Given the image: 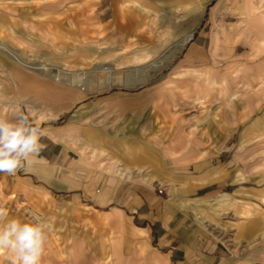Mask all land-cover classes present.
<instances>
[{"label": "rangeland", "instance_id": "374dc122", "mask_svg": "<svg viewBox=\"0 0 264 264\" xmlns=\"http://www.w3.org/2000/svg\"><path fill=\"white\" fill-rule=\"evenodd\" d=\"M15 1L0 4V41L33 63L40 57L53 70L111 68L126 62L120 55L161 46L144 65L115 66L121 74L105 89L90 93L54 121L40 109H22L30 121L47 127L54 141L72 149L86 172L103 171L159 189L195 232L228 249L230 262L264 264V81L257 79L264 75V0H224L217 19L227 33L236 26L241 30L215 45L210 12L218 0H148L149 13L134 7V1L142 0ZM201 5L204 13L191 40L177 50L185 35L178 27ZM165 13L177 17L166 23ZM172 31L177 36L166 42ZM97 46L108 50V56L98 57L99 51L91 50ZM155 61L160 68L135 73ZM95 76L99 83L105 79L102 72ZM10 93L12 100L0 99L6 116L21 112L16 90ZM8 102L12 108H5ZM122 105H129L126 111H121ZM88 117L124 118L117 132L99 131L102 141L115 143L113 137L121 135L132 142L130 148L150 152L153 138L171 135L182 146L169 154L172 162L166 167L114 165L103 159L107 152L86 148L81 136L92 129L81 119ZM37 173L30 162L14 175L0 173V204L8 216H22L21 221L35 215L50 222L41 264H169L152 248L133 255L124 245L116 215L82 198L48 192ZM103 218L107 222L101 226Z\"/></svg>", "mask_w": 264, "mask_h": 264}, {"label": "crops", "instance_id": "0c3cea01", "mask_svg": "<svg viewBox=\"0 0 264 264\" xmlns=\"http://www.w3.org/2000/svg\"><path fill=\"white\" fill-rule=\"evenodd\" d=\"M23 1L16 0L15 2ZM147 1L142 0V3L134 1L133 5L137 10L149 13L151 10ZM2 2L3 0H0V4ZM174 5L176 6L177 3ZM224 6L225 1L218 0L210 12V19L214 24L211 36L212 45L218 41L227 40L234 31L241 30L239 26L232 27L233 32L227 33L224 30L222 21L217 19V15L224 10ZM204 9L205 6L201 5L199 12L194 17L190 14L191 18L178 27L185 35L177 44V50H180L191 40L192 29L202 18ZM171 16L177 17V15L165 13L166 23L170 22ZM190 34L191 36H189ZM174 36H177L175 32H170L165 41L168 42ZM160 48L161 46L155 45L146 46L136 49L128 55H120V58L122 57L126 62L111 64L113 66L111 68L98 66L92 72H65L59 69L53 70L47 66V61H41L40 57L37 63H33L14 50L5 48L0 41V99L12 100L13 98L9 96V93L12 94V90H16V106L19 109L22 105L20 113L26 115L22 109L23 105H26L32 110H42L48 115L49 120L54 121L90 93L105 89L113 76L121 74L114 68L115 66L132 62L144 65L151 61L153 55ZM91 50L99 51L98 57H107L109 53L108 50L100 46ZM171 58H174V55ZM158 62L160 61L152 62L141 69H137L135 73L140 74L147 69L160 68ZM98 72L104 73L103 82L96 81L95 74ZM60 73L67 75V77H59ZM257 79L262 84L264 75L260 74ZM235 98L236 94H233L232 100ZM112 104L107 103L108 106ZM12 105V102H8L5 108H12ZM128 106L126 105V107ZM126 107L122 105L121 111H126ZM20 113L17 111L6 116L0 110V119L15 120ZM80 115L81 113L75 118H80ZM81 120H85L84 126L92 129L81 136L85 141L86 148L91 152L96 151L101 154L107 152L103 159L114 165L131 164L140 168L145 164H156L166 167L168 163L172 162L169 154L177 152L182 146L177 136L171 138V135H157V138H153L151 142L152 151H137L130 148L129 145L132 142L126 140L125 136H114L113 139H117L115 143L111 139L102 141L100 138L99 131L104 133L117 132L118 127L116 125L124 120L123 117H103L102 119L88 117ZM39 126L44 131L40 142L46 147L38 155L31 157L28 162L36 165L37 174H39L41 181L46 183L48 192L51 191L69 199L82 198L93 206L106 209L107 212L116 215L119 218L124 245L133 255H139L152 248L161 252L169 264H233L230 262L228 249L211 236L195 232L191 221L189 220L190 222L187 223L185 215L177 207H174L169 200L161 196L159 189L142 182L127 183L103 171L86 172L79 164V159L76 158L72 149L67 148L61 142L54 141L49 136L47 127ZM143 128L145 131L146 128ZM120 148L123 151H120ZM120 152L126 154V157H119L117 153ZM101 154L100 158L102 157ZM7 183L5 182V184ZM167 190H170L169 186ZM19 217L22 218V216H8L9 219H18ZM90 222L93 223L94 221ZM100 222L103 226L107 220L103 218ZM58 240L59 236L56 237V241ZM155 256L159 257L157 254ZM9 257V253L4 256L0 255V264H13V260Z\"/></svg>", "mask_w": 264, "mask_h": 264}, {"label": "clouds", "instance_id": "9594fccd", "mask_svg": "<svg viewBox=\"0 0 264 264\" xmlns=\"http://www.w3.org/2000/svg\"><path fill=\"white\" fill-rule=\"evenodd\" d=\"M39 123L20 113L15 120L0 119V173L14 175L26 162L38 155L46 145ZM52 230L50 222L33 215L30 220L8 218V211L0 204V251L10 254L13 264H41Z\"/></svg>", "mask_w": 264, "mask_h": 264}, {"label": "bare ground", "instance_id": "6f19581e", "mask_svg": "<svg viewBox=\"0 0 264 264\" xmlns=\"http://www.w3.org/2000/svg\"><path fill=\"white\" fill-rule=\"evenodd\" d=\"M189 36H191V35H189ZM106 70V69H105Z\"/></svg>", "mask_w": 264, "mask_h": 264}]
</instances>
